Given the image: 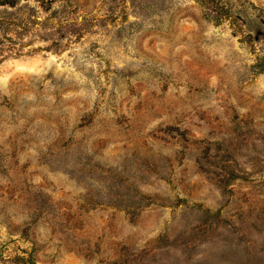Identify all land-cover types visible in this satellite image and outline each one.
<instances>
[{
  "label": "rangeland",
  "instance_id": "374dc122",
  "mask_svg": "<svg viewBox=\"0 0 264 264\" xmlns=\"http://www.w3.org/2000/svg\"><path fill=\"white\" fill-rule=\"evenodd\" d=\"M0 264H264V0H0Z\"/></svg>",
  "mask_w": 264,
  "mask_h": 264
}]
</instances>
